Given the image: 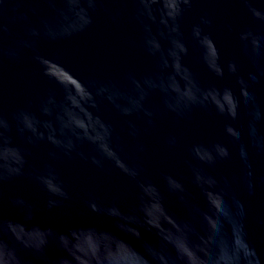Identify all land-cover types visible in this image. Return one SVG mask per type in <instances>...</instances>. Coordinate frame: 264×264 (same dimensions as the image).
Instances as JSON below:
<instances>
[{"label": "water", "instance_id": "obj_1", "mask_svg": "<svg viewBox=\"0 0 264 264\" xmlns=\"http://www.w3.org/2000/svg\"><path fill=\"white\" fill-rule=\"evenodd\" d=\"M0 264H264V0H0Z\"/></svg>", "mask_w": 264, "mask_h": 264}]
</instances>
